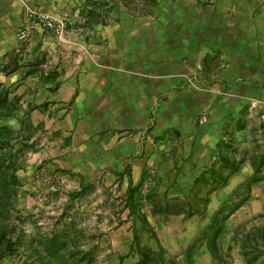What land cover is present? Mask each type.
Masks as SVG:
<instances>
[{
  "label": "rangeland",
  "instance_id": "1",
  "mask_svg": "<svg viewBox=\"0 0 264 264\" xmlns=\"http://www.w3.org/2000/svg\"><path fill=\"white\" fill-rule=\"evenodd\" d=\"M169 1L94 0L80 26L58 18L61 33L43 30L72 35L121 12L151 16ZM28 39L0 51V264H163L160 240V252L183 255L176 264H264V93L224 121L185 200L128 198L119 172L73 139L77 118L58 115L49 100L58 68L73 59L44 49L38 40L54 41L45 32ZM151 202L170 209L168 223L149 212Z\"/></svg>",
  "mask_w": 264,
  "mask_h": 264
},
{
  "label": "crops",
  "instance_id": "2",
  "mask_svg": "<svg viewBox=\"0 0 264 264\" xmlns=\"http://www.w3.org/2000/svg\"><path fill=\"white\" fill-rule=\"evenodd\" d=\"M93 1L0 0V51L21 40L31 11L80 26ZM86 25V31L61 36L35 28L26 40L35 42L45 32L54 41L38 40L44 49L60 51L63 62L73 59L58 68L57 94L49 99L53 110L77 118L73 139L85 141L96 162L119 172L128 198L145 192L161 204L185 200L224 121L247 104L255 106L264 93V3L170 0L151 16L121 12L98 27ZM147 181L153 182L150 191L141 187ZM148 207L156 219H171L165 205ZM161 245L157 241L156 260L163 264L183 256L160 252Z\"/></svg>",
  "mask_w": 264,
  "mask_h": 264
},
{
  "label": "built area",
  "instance_id": "3",
  "mask_svg": "<svg viewBox=\"0 0 264 264\" xmlns=\"http://www.w3.org/2000/svg\"><path fill=\"white\" fill-rule=\"evenodd\" d=\"M253 1L264 3V0ZM38 27L59 34L63 31L64 23L47 13L31 11L28 14L24 27L19 30L20 39H27L30 31ZM207 122V118H203L200 121L201 124H206Z\"/></svg>",
  "mask_w": 264,
  "mask_h": 264
},
{
  "label": "trees",
  "instance_id": "4",
  "mask_svg": "<svg viewBox=\"0 0 264 264\" xmlns=\"http://www.w3.org/2000/svg\"><path fill=\"white\" fill-rule=\"evenodd\" d=\"M153 214H155V213H153Z\"/></svg>",
  "mask_w": 264,
  "mask_h": 264
}]
</instances>
